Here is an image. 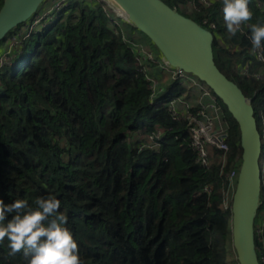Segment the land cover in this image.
<instances>
[{"label":"trees","instance_id":"obj_1","mask_svg":"<svg viewBox=\"0 0 264 264\" xmlns=\"http://www.w3.org/2000/svg\"><path fill=\"white\" fill-rule=\"evenodd\" d=\"M163 1L213 32L217 66L254 99L259 123L264 79L256 77L264 63L248 26L264 23V0H249L253 15L235 35L226 30L221 0ZM59 9L67 15L54 21ZM50 10L49 21L21 36L19 26L0 47L8 55L0 60V196L31 207L39 197L58 198L84 264H228L232 253L239 264L231 233L237 179L230 174L240 168L242 148L226 106L228 151H215L220 159L204 167L186 122L167 106L185 87L173 81L151 99L152 81L160 79L154 67L164 61L158 49L152 44L158 54L149 47L153 59L144 56L143 34L124 20L121 28L102 0H65ZM159 130L160 147L140 150ZM262 176L255 236L264 264ZM27 259L0 242V264Z\"/></svg>","mask_w":264,"mask_h":264},{"label":"water","instance_id":"obj_2","mask_svg":"<svg viewBox=\"0 0 264 264\" xmlns=\"http://www.w3.org/2000/svg\"><path fill=\"white\" fill-rule=\"evenodd\" d=\"M47 0H4L0 9V47L9 33L33 19ZM146 36L174 69L205 83L226 106L240 130L242 157L232 198V243L239 264H261L255 220L262 205L263 136L253 98L247 97L217 66L211 30L163 0H102Z\"/></svg>","mask_w":264,"mask_h":264},{"label":"clouds","instance_id":"obj_3","mask_svg":"<svg viewBox=\"0 0 264 264\" xmlns=\"http://www.w3.org/2000/svg\"><path fill=\"white\" fill-rule=\"evenodd\" d=\"M221 11L231 35L253 15L249 0H222ZM248 27L253 50L264 48V23ZM60 203L55 196L47 195L37 198L36 207H31L26 199L6 202L0 196V242L7 239L10 255L23 250L27 264H84L77 240L67 227L68 218L59 211Z\"/></svg>","mask_w":264,"mask_h":264},{"label":"built area","instance_id":"obj_4","mask_svg":"<svg viewBox=\"0 0 264 264\" xmlns=\"http://www.w3.org/2000/svg\"><path fill=\"white\" fill-rule=\"evenodd\" d=\"M210 1L211 0H202V2L205 4H209ZM37 16L38 14L35 17ZM50 19L51 10H47L45 13L41 14V18L39 20H36L32 23H29V21L27 24H25L27 28L26 30L31 33L32 31H35L37 26L43 21H49ZM113 20L115 23H117L114 18ZM206 23L207 22H205V24ZM215 28L216 25L211 24V29ZM138 46L140 47L141 51H143L144 46ZM254 52H256L257 58L264 63V59L260 58L263 55V48L255 49ZM143 53L144 56L153 59L152 53H148L145 50ZM163 67L167 69L173 81L185 87L187 92L195 93L197 95V105H193L189 103V101H183L179 98H172L167 102V106L174 120H184L186 122L188 134L191 139L190 144L197 153V161L202 166L209 167L220 159L217 157L215 151H219L223 153V155H225V153L228 151L226 140L228 137L229 124L226 121V113L210 88L205 86V84L198 78L183 70L172 68L165 60ZM257 76L264 79V73ZM151 89V99L155 100V98H157L161 93V86L159 85L158 80L152 81ZM262 125H264V117L262 118ZM160 132L161 130L156 133V142H154L153 137L150 136L149 143L151 144L141 145L140 150L160 147ZM238 174L239 170H235L230 174V178L233 182H235V180L238 178ZM227 201L228 200H226V202Z\"/></svg>","mask_w":264,"mask_h":264},{"label":"rangeland","instance_id":"obj_5","mask_svg":"<svg viewBox=\"0 0 264 264\" xmlns=\"http://www.w3.org/2000/svg\"><path fill=\"white\" fill-rule=\"evenodd\" d=\"M49 1H50V4H49ZM65 0H47L41 7H40V9H39V11H38V13H40L43 9H44V11L42 12V13H45L47 10H50V9H52V8H60L61 6H62V4H63V2H64ZM49 4V6H47ZM47 6V7H46ZM111 8V14H112V16H113V18L116 20V22H117V24L122 28L123 26H124V23H123V20L125 21V22H127L128 24H130L127 20H126V18H122L118 13H117V11L114 9V8H112V7H110ZM61 9H59L58 11H57V14L58 15H56V18H54V21H56V20H60V19H63L66 15H67V13L66 12H63L62 10V12L60 11ZM41 13V14H42ZM41 14H38V16L37 17H34L33 19H31L30 20V23H32V22H35L36 20H39L40 18H41ZM133 26V25H132ZM40 27V25H38V27L37 28H39ZM36 28V29H37ZM133 28H134V30H136V31H138L137 29H135V27L133 26ZM27 28H26V26L24 27V29H20L19 30V35L21 36L22 35V33H24V31L26 30ZM28 29H29V27H28ZM40 29H38L37 31H38V33L40 32L39 31ZM139 33V32H138ZM33 35H35V34H33ZM141 35V34H140ZM28 36H30V34L29 35H27V37ZM142 36V38L144 39V40H146V42H147V45H145L144 47H143V51L145 50L146 52H148V53H151V51H150V48L155 52V54H158V52H157V50H156V48L155 47H153V45H152V43H150V41H148V39L146 38V37H144L143 35H141ZM8 37V36H7ZM14 38H15V40H14ZM7 39V38H6ZM5 39V40H6ZM10 39L11 40H13L12 42V45H14V44H16V41H17V38H16V36H13V37H10ZM9 39V40H10ZM10 45V44H9ZM150 47V48H149ZM8 55H7V53H5L4 51H2L1 53H0V60L2 59V57H7ZM155 66H156V64H155ZM159 66H161L162 68H158L163 74H168V71H167V69H165L163 66H164V61H163V63L161 64V65H157L156 67H159ZM245 72V71H244ZM168 80H170L168 77H166V79L163 77V79H159L158 80V82H159V85L160 86H164L165 85V83L166 82H168ZM205 86H207L206 84H205ZM208 87V86H207ZM218 99V98H217ZM218 101H219V103L221 104V101L218 99ZM262 103H259V104H255L256 105V108H257V112H258V115H259V120H260V122H259V125H260V128L262 129V131L264 130V125H262V123H261V118H263L264 117V109H263V105H264V103L261 105ZM261 112V113H260ZM262 167H261V169L262 170H264V161H262ZM237 181V180H236ZM228 199H230V193L228 192V197L226 198V200H228ZM262 216L261 217H263L264 218V211H262V214H261ZM260 230H261V233H263L264 232V225H262L261 226V228H260ZM229 238V237H228ZM234 261H235V257H234V255H233V253L232 254H230L229 255V257H228V264H234Z\"/></svg>","mask_w":264,"mask_h":264},{"label":"crops","instance_id":"obj_6","mask_svg":"<svg viewBox=\"0 0 264 264\" xmlns=\"http://www.w3.org/2000/svg\"><path fill=\"white\" fill-rule=\"evenodd\" d=\"M158 68H162V67L161 66L154 67V70H155L154 73L160 79H163V77L165 79H166V77H168L170 79V80H168V82L165 83L164 86H161V93H165L172 86L173 80L171 79V76H170L169 72H168V74H163ZM178 98L181 99V100H183V101H189V103H191L193 105H197V103H198L197 95L195 93L187 92V90L185 91V93L183 95H181Z\"/></svg>","mask_w":264,"mask_h":264}]
</instances>
